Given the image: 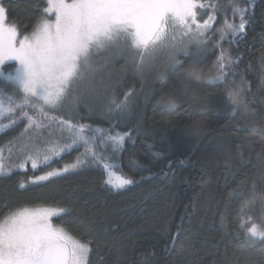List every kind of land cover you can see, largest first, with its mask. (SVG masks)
Returning <instances> with one entry per match:
<instances>
[{
    "label": "trees",
    "instance_id": "1",
    "mask_svg": "<svg viewBox=\"0 0 264 264\" xmlns=\"http://www.w3.org/2000/svg\"><path fill=\"white\" fill-rule=\"evenodd\" d=\"M202 2L209 7L201 10V19L215 15L214 27L201 49L190 43L187 54L177 55L185 64L200 58L199 82L177 75L168 50L141 63L138 54L115 49L99 56L94 74L73 93L78 122L105 131L115 123L107 118L109 106L130 93L128 111L115 130L130 131L131 137L114 158L110 149L104 155L117 174L137 183L109 191L103 169L88 163L50 182L19 187L33 175L72 163L84 152L74 147L48 167L34 171L29 162L25 170L0 175V215L17 206L66 208L54 223L77 239L93 240L89 264H264V244L247 237L237 221L241 201L252 202L245 216L257 223L264 214L258 198L264 194V0ZM3 3L8 22L18 24L21 32L25 27L31 31L44 6V0ZM237 5L247 9L249 23L243 39L229 43L231 36L221 40L216 29L225 20L239 22L233 15ZM219 44L236 62V80L243 74L249 88L235 114L224 109L225 94L205 93L213 91L205 77L216 75L212 65ZM14 87L0 78V98L7 102L11 95L20 103ZM68 103L73 104L72 97ZM53 114L67 118L66 111ZM14 115L0 119V125H8L0 129V154L7 165L35 155L37 147L42 158L50 143L70 142L58 128L25 132L26 121L10 123ZM238 185L240 190L233 192Z\"/></svg>",
    "mask_w": 264,
    "mask_h": 264
},
{
    "label": "snow or ice",
    "instance_id": "2",
    "mask_svg": "<svg viewBox=\"0 0 264 264\" xmlns=\"http://www.w3.org/2000/svg\"><path fill=\"white\" fill-rule=\"evenodd\" d=\"M208 7L202 0H44L31 31L25 27L21 32L18 24L8 22V10L0 0V77L15 86L13 94L20 100L17 104L13 96H8L7 108L0 100V117L5 112L15 114L10 123L26 121L25 132L58 128L61 136L68 134L70 141L50 143L43 148L42 158L37 147L35 155H26L14 166L6 165L0 154V175H9L14 169L25 170L29 162L34 171L40 165L48 167L65 151L82 147L84 152L72 163L33 175L27 182H20L19 187L50 182L88 163L103 169V184L109 191L119 192L137 183L134 178L117 174L104 155L110 149L114 158L131 137L130 131L115 130L128 111L130 93L125 94L123 101H113L109 106L107 118L115 123L106 131L78 122L80 114L74 107L77 98L73 93L94 74V53L112 47L120 53L138 54L141 63L145 59L154 60L159 51L168 50L169 65L177 75L185 76L187 69L195 68L190 80H200L203 71L198 66L200 58L185 64L177 55L187 54L190 43H195L198 49L206 43L216 20L213 14L201 19V10ZM233 15L238 16L239 22L225 20L216 33L221 40L230 35L229 43H238L246 34L248 12L237 5L233 7ZM177 36L181 39L177 40ZM218 46L220 54L212 65L216 75L205 77V84L211 85L213 91L205 89L206 96L224 94V86L233 85L243 98L249 90L247 82L243 74L236 80V62L228 49L222 44ZM9 62H14V67L6 74L4 68ZM70 97L72 105L68 103ZM223 107L231 108L232 114L236 112L227 100ZM61 111L67 112V118L53 114ZM7 127L0 125V129ZM32 140L29 137L30 143ZM244 183L241 181V185ZM239 190L240 185L233 192ZM198 196L195 194L194 199ZM258 198L264 206V194ZM250 203L247 200L240 203L238 228L247 237L264 244V214L259 223L254 217L245 216ZM67 211L59 206H17L0 215V264H89L93 240L77 239L65 227L54 223V218ZM188 215L190 219L191 214ZM182 226L183 218L173 243Z\"/></svg>",
    "mask_w": 264,
    "mask_h": 264
},
{
    "label": "clouds",
    "instance_id": "3",
    "mask_svg": "<svg viewBox=\"0 0 264 264\" xmlns=\"http://www.w3.org/2000/svg\"><path fill=\"white\" fill-rule=\"evenodd\" d=\"M195 72H196L195 68H189L186 70L185 76L190 79L195 74ZM200 80H198L197 82H199ZM223 91L225 94V99L227 101L231 102L233 107H235L237 109L238 107L243 105V103H244L243 98L238 93V90L235 88V86L226 85V86H224Z\"/></svg>",
    "mask_w": 264,
    "mask_h": 264
},
{
    "label": "rangeland",
    "instance_id": "4",
    "mask_svg": "<svg viewBox=\"0 0 264 264\" xmlns=\"http://www.w3.org/2000/svg\"><path fill=\"white\" fill-rule=\"evenodd\" d=\"M179 38H181L180 36H177V40H179ZM184 39H186V38H184ZM115 49H117L116 47H112V48H109V49H102V50H100V51H98L97 53H94V55H93V58H92V67L94 68V65L96 66V68H98L97 67V64H99L100 63V61H101V58H99V56H101V55H103V54H106V53H108V52H112V51H115ZM163 51V50H162ZM162 51H159L157 54H156V56L155 57H157L158 55H160V53L162 54ZM96 61H98V62H96ZM12 64V65H11ZM14 67V62H9V64L7 65V66H5V68H4V72L7 74V73H10L11 71H12V68ZM0 78H2L3 79V77H0ZM81 86V85H80ZM80 88V87H79ZM0 100H2L3 101V103H4V107L5 108H7L8 107V101L6 102L4 99H2V98H0ZM7 112H5V114H6ZM4 114V115H5ZM3 117V116H2ZM2 117H0V119L2 118ZM4 163L7 165V162H6V160L4 161ZM60 226V225H59ZM71 234V233H70ZM72 235V234H71ZM73 236V235H72ZM73 237H75V236H73ZM76 238V237H75Z\"/></svg>",
    "mask_w": 264,
    "mask_h": 264
}]
</instances>
